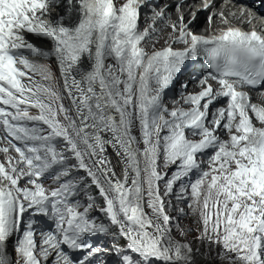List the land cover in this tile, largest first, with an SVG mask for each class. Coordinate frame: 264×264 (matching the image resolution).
<instances>
[{
	"label": "snow or ice",
	"instance_id": "6c2138e0",
	"mask_svg": "<svg viewBox=\"0 0 264 264\" xmlns=\"http://www.w3.org/2000/svg\"><path fill=\"white\" fill-rule=\"evenodd\" d=\"M143 4L0 0V138L9 145L0 152L17 154L0 162V264H13L6 244L16 234L14 264H49L51 257V264H91L101 249L85 238L107 233L109 225L126 240V247L116 248L122 264H195L200 249H193L167 211V197L194 170L200 175L190 184V197L189 186L180 184L177 199H191L200 245L216 249L225 264H264V107L237 90L264 84V34L230 27L211 37L197 35L181 16L171 27L186 47L149 54L141 46L149 29L139 30ZM61 6L76 15L74 24L63 14L52 16L51 9ZM163 15L155 12L154 19ZM28 35L47 38L50 49L35 46ZM32 56L58 62L60 88ZM200 56L213 70L200 81L206 86L183 97L190 107L169 109L165 90ZM220 98L227 107L210 116ZM137 125L139 138L133 135ZM221 127L228 140L217 135ZM108 146L122 158L121 175L105 155ZM207 150L212 155L205 171L198 157ZM161 162L165 169L175 166L171 176L160 171ZM81 170L86 177L78 175ZM52 173L57 186L46 187L43 180ZM93 185L102 206L89 194ZM81 192L85 203L77 198ZM94 208L109 224L91 215ZM40 217L52 220L55 230H38ZM65 246L87 254L74 261Z\"/></svg>",
	"mask_w": 264,
	"mask_h": 264
},
{
	"label": "rangeland",
	"instance_id": "374dc122",
	"mask_svg": "<svg viewBox=\"0 0 264 264\" xmlns=\"http://www.w3.org/2000/svg\"><path fill=\"white\" fill-rule=\"evenodd\" d=\"M155 45L156 46L161 45V41H156ZM35 62L43 64L50 69L52 76L55 79L56 87L60 88V86L62 84V77H61V72L59 71L60 68H59V65L57 64V62L47 61V60H38V59H35ZM37 79H39V77H37ZM186 84L187 83H185V84L181 83V85H179L178 87L181 88L182 86H186ZM179 95L180 94H178L172 98H169V100L171 102L176 103L178 101L179 97H181ZM64 103H65V106H68L69 101L67 99H65ZM219 107H223V105L217 106V109ZM133 135H135L139 138L138 125L133 129ZM228 139H229V133L227 132V130H225V136L222 140H228ZM0 147H8V145L4 142V140L2 138H0ZM141 147H142V145H141ZM115 151H116L115 148H112L111 146L107 147L105 155L110 161H111V154L114 153ZM8 156L14 157L16 155H14V153L11 150H9V152L7 154L0 152V162H6ZM113 161H114V163H112V161H111L112 167H114L117 175H121L122 171H123V165L118 163L117 159L115 160L114 157H113ZM189 200H188L189 202L187 201L186 205L183 206V208L187 212V216H186L185 220L183 221V223L180 224L181 229H183L187 233V239L192 242V245H194L195 247H199V249L202 250V252L205 254V260L208 262V263L206 262L205 264H225V262L222 261L219 258V256L217 255L216 249H212L211 251H209L207 245H203V246L200 245V243L198 241V237L200 236L201 224L199 221L198 213L193 212L192 208L189 207V205L192 203L190 198H189ZM145 211L150 213V210L147 208H145ZM196 214H197V216H196ZM173 232H174V234L177 235V237H179L178 233H176V231H175V228H173ZM9 257L13 261V264L17 259H19L15 250H13V249H12V255Z\"/></svg>",
	"mask_w": 264,
	"mask_h": 264
},
{
	"label": "bare ground",
	"instance_id": "6f19581e",
	"mask_svg": "<svg viewBox=\"0 0 264 264\" xmlns=\"http://www.w3.org/2000/svg\"><path fill=\"white\" fill-rule=\"evenodd\" d=\"M255 2V1H254ZM51 13H52V16L55 17L56 15L58 14H63L64 17H65V21L68 22V23H72L74 24L76 22V15L75 14H72L71 16L65 11V7L64 6H61V7H54L51 9ZM215 23H218V20H215ZM195 24L194 23H191L189 27H194ZM28 40L34 42L38 47L44 49V50H48L50 49L51 47V41H49L47 38H44V37H40V36H35V35H28L26 37ZM31 59H34L33 57H30ZM48 59H51L50 61H55L57 62L54 58L52 57H48ZM58 64V62H57ZM59 65V64H58ZM82 66L84 68H89L90 67V62L88 60H84L82 62ZM60 71V69H59ZM202 78H194L193 75H188V74H180L179 75V78L177 81H175V85L173 87V90L175 93H178L180 94L181 97H179L178 101L176 102V104H179V103H183V97L187 96L188 94L190 93H198L199 91L202 90L203 87H205V85H201L200 81H201ZM184 82V83H187V85L184 87L182 86L181 88L178 89V85H181V83ZM216 103L213 104L211 107H210V116H211V113L212 112H215L217 107H215ZM221 106V105H220ZM220 108V107H219ZM253 121H255V125L257 127L261 126L259 122H257L255 120V118L253 117ZM217 135L218 136H225V130L224 128H220L217 132ZM110 138V137H108ZM194 138V137H193ZM116 150V149H115ZM206 154V153H205ZM113 157L115 158V160L117 159L118 163L122 164L123 167H124V164L122 162V158L117 156L116 154V151L114 153L111 154V161L112 163H114L113 161ZM189 200V199H188ZM190 201V200H189ZM188 201V202H189ZM191 208V207H190ZM189 211V210H188ZM172 215L175 216L177 218V215H176V212H172ZM197 216V214H196ZM192 228V227H191ZM117 231H118V228H117ZM194 231V230H193ZM116 242H117V245L119 247H126V241L119 236V234L116 236ZM6 251H7V254L9 256L12 255V249L9 245V243L7 242L6 244ZM11 254V255H10ZM49 264H51V262H49Z\"/></svg>",
	"mask_w": 264,
	"mask_h": 264
},
{
	"label": "trees",
	"instance_id": "16d2710c",
	"mask_svg": "<svg viewBox=\"0 0 264 264\" xmlns=\"http://www.w3.org/2000/svg\"><path fill=\"white\" fill-rule=\"evenodd\" d=\"M92 190H96V188L93 186ZM180 238V237H177ZM199 247H195L193 245V249H197ZM194 260H195V264H205L207 261L205 260V254L202 252V250H200L199 252L194 253ZM208 263V262H207Z\"/></svg>",
	"mask_w": 264,
	"mask_h": 264
},
{
	"label": "clouds",
	"instance_id": "9594fccd",
	"mask_svg": "<svg viewBox=\"0 0 264 264\" xmlns=\"http://www.w3.org/2000/svg\"><path fill=\"white\" fill-rule=\"evenodd\" d=\"M187 213V212H186Z\"/></svg>",
	"mask_w": 264,
	"mask_h": 264
}]
</instances>
